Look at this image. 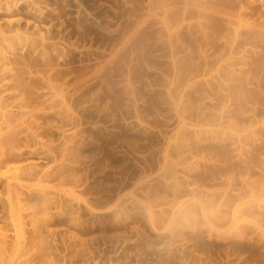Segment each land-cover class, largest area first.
<instances>
[{"label": "rangeland", "instance_id": "374dc122", "mask_svg": "<svg viewBox=\"0 0 264 264\" xmlns=\"http://www.w3.org/2000/svg\"><path fill=\"white\" fill-rule=\"evenodd\" d=\"M0 264H264V0H0Z\"/></svg>", "mask_w": 264, "mask_h": 264}]
</instances>
